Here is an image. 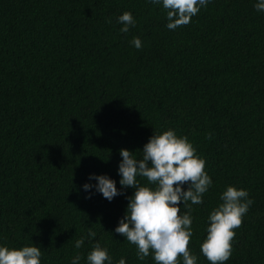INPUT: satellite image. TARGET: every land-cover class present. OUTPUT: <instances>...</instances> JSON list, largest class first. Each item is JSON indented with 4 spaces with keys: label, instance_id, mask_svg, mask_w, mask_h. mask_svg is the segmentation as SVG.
<instances>
[{
    "label": "trees",
    "instance_id": "obj_1",
    "mask_svg": "<svg viewBox=\"0 0 264 264\" xmlns=\"http://www.w3.org/2000/svg\"><path fill=\"white\" fill-rule=\"evenodd\" d=\"M255 2L210 0L169 30L167 10L148 0H0V244H36L42 264H70L99 241L114 262L155 264L114 231L134 189L109 201L83 184L108 174L120 188L119 150L140 156L154 132L173 128L213 179L202 204L189 202L198 264H210L200 246L228 185L254 202L226 264H264V12ZM125 11L136 19L127 34L117 22ZM89 228L96 237L76 249Z\"/></svg>",
    "mask_w": 264,
    "mask_h": 264
},
{
    "label": "clouds",
    "instance_id": "obj_2",
    "mask_svg": "<svg viewBox=\"0 0 264 264\" xmlns=\"http://www.w3.org/2000/svg\"><path fill=\"white\" fill-rule=\"evenodd\" d=\"M153 5H162L166 11L169 30L187 25L210 0H148ZM254 8L264 12V0H256ZM122 25L121 33L127 34L136 24L132 12L125 11L117 17ZM131 44L141 49L140 37H133ZM212 138V134H208ZM122 159L118 165L120 176L117 181L108 174H89V181L83 189L89 198L99 192L111 201L126 188L134 192L127 197L125 214L114 231L121 234L130 244L136 246L140 261L152 256L155 264H198L197 255L189 248L193 235L191 204H202L204 194L213 185V179L206 171V158L197 154V149L187 135H179L173 128L154 132L142 148V155L121 148ZM140 178L148 183L142 184ZM185 185H187L185 187ZM220 201L207 218L206 237L200 251L210 264H226L233 252L235 229L239 228L248 213L253 200L243 187L228 185L220 194ZM191 202V204H189ZM189 211H181V206ZM96 232L89 228L86 236L75 240L74 247L80 249L86 239H94ZM42 250L36 244L9 247L0 244V264H42ZM127 264L126 257L114 262L107 246L95 241L86 257L81 253L71 258L70 264Z\"/></svg>",
    "mask_w": 264,
    "mask_h": 264
}]
</instances>
